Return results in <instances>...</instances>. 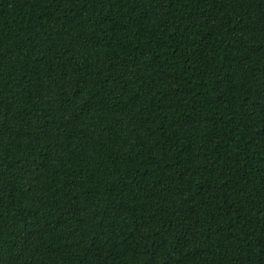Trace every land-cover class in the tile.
I'll return each mask as SVG.
<instances>
[{
  "label": "trees",
  "instance_id": "1",
  "mask_svg": "<svg viewBox=\"0 0 264 264\" xmlns=\"http://www.w3.org/2000/svg\"><path fill=\"white\" fill-rule=\"evenodd\" d=\"M0 264H264V0H0Z\"/></svg>",
  "mask_w": 264,
  "mask_h": 264
}]
</instances>
